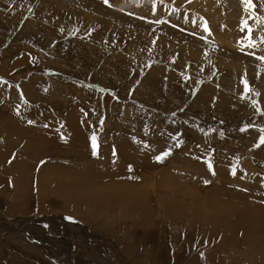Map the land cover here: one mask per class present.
I'll return each instance as SVG.
<instances>
[{"label":"rangeland","instance_id":"obj_1","mask_svg":"<svg viewBox=\"0 0 264 264\" xmlns=\"http://www.w3.org/2000/svg\"><path fill=\"white\" fill-rule=\"evenodd\" d=\"M252 5L246 10L241 0H0V108L24 116V140L28 128L38 126L69 142L61 115L75 107L84 124L94 127L98 157H106L103 148L107 157H119L112 152L140 147L154 165L149 178L155 189L208 186L210 179L218 185L216 196L241 191L236 193L242 198L230 201L252 215L264 208V143L254 147L264 129V61L256 59L264 56V0ZM22 59L26 66L15 69ZM165 152L170 154L158 162ZM56 162L72 160L50 157L35 174L44 176V168ZM205 195L200 200L210 198ZM84 201L83 213L88 205L99 208ZM10 207L7 202L0 211ZM45 211L61 218L60 225L69 220L64 229L71 242L76 238L77 261L125 264V253L132 254L127 249H133L140 224L124 215L106 223L72 210H36ZM243 216L236 221L248 218ZM57 227H37L46 233H30V241L49 251L52 237L61 233ZM40 258L41 264L61 262L49 254Z\"/></svg>","mask_w":264,"mask_h":264},{"label":"bare ground","instance_id":"obj_2","mask_svg":"<svg viewBox=\"0 0 264 264\" xmlns=\"http://www.w3.org/2000/svg\"><path fill=\"white\" fill-rule=\"evenodd\" d=\"M23 62L20 64L18 61L15 69L26 66L27 61ZM3 63L7 66L5 60ZM77 111L74 107L61 115L70 135L68 142L59 137L58 132L48 127L42 131L38 126L28 128L30 134L24 140L27 134V128L21 124L24 116H11L6 108H0V206H6L7 202L11 206L9 210L0 211V264H41L43 260L40 257L46 254L55 261H61L59 264H85L87 260L82 257L77 261L76 238L71 237L74 243L71 242L66 234L69 229H64L69 220L60 225L57 221L61 218L55 214H52L53 222L48 211L37 214L36 210H46V207L62 212L72 210L74 216L87 214L92 222L101 218L108 223L113 216L117 220L124 215L134 224H140L132 238L133 249H127L132 254L123 256L125 264H264L262 205L249 215L247 206L248 210L239 209L241 203L234 207L230 201V196L242 198L243 195L237 194L241 191H233V195L227 196L229 193L224 198L217 194L221 198L218 199V185L210 179L208 186L191 182L183 189H155L149 178V173H153L155 168L146 157V150L136 146L122 150L119 146L120 150L111 148L112 153L119 157L114 154L115 157H107L110 153H106L104 148L100 152L107 154L106 157H98L97 152L93 155L94 127L85 125ZM76 152L87 154L86 157H76L80 156ZM64 154L68 157H58ZM50 157L69 158L72 162L50 163L44 166V176H37L35 171L38 173L39 170L36 167ZM114 160L119 166L114 165ZM220 189L222 192L229 190L226 186ZM204 194L210 197L206 202L200 200ZM83 200L99 208L91 209L87 204L81 209L89 211L83 213L80 211ZM241 214L245 215L243 218L248 215V218L236 221L235 217ZM51 225L58 226L61 233L49 241V251L38 249L43 245L36 240L30 241V233L44 235L46 231L37 227L48 229ZM104 242L111 245L106 240ZM101 262L110 264L107 260Z\"/></svg>","mask_w":264,"mask_h":264},{"label":"snow or ice","instance_id":"obj_3","mask_svg":"<svg viewBox=\"0 0 264 264\" xmlns=\"http://www.w3.org/2000/svg\"><path fill=\"white\" fill-rule=\"evenodd\" d=\"M107 2H108V0H105V3H107ZM241 2H242V4L245 5L246 10H247V9H250V8L253 7V5H252V0H241ZM204 30L207 31V28L205 27ZM251 31H252V30L249 29V32H250V33H251ZM247 39H248V41H249V43H248L247 46H248L249 48L254 47L255 45H254V43H253V38H252L251 36H249ZM238 43H239V42H238ZM257 59H258V60H262V61H264V56H259V57H257ZM242 83H244V85H245V92H247V91H248V85H247V82H246V81H242ZM257 112H259V109H257ZM241 130L244 131L245 129H241ZM260 132H261L260 141H259V143H257L256 145H254V147H259L261 143H264V129H261ZM92 141H93V145H92V146H93V155H95V154H96V147H97V145H96V137H95V136L92 137ZM169 154H170V153L165 152V153L163 154V156H157L155 159H156L158 162H160V161H162V159H163L164 157L168 156ZM209 169H211V165H210V164H209Z\"/></svg>","mask_w":264,"mask_h":264}]
</instances>
